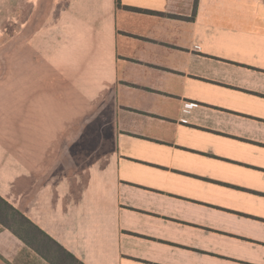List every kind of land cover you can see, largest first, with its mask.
I'll list each match as a JSON object with an SVG mask.
<instances>
[{
	"label": "crops",
	"instance_id": "crops-1",
	"mask_svg": "<svg viewBox=\"0 0 264 264\" xmlns=\"http://www.w3.org/2000/svg\"><path fill=\"white\" fill-rule=\"evenodd\" d=\"M32 5L0 197L83 264H264V0ZM0 264L49 263L0 225Z\"/></svg>",
	"mask_w": 264,
	"mask_h": 264
},
{
	"label": "rangeland",
	"instance_id": "rangeland-1",
	"mask_svg": "<svg viewBox=\"0 0 264 264\" xmlns=\"http://www.w3.org/2000/svg\"><path fill=\"white\" fill-rule=\"evenodd\" d=\"M0 0V79L16 77L18 44L33 36L31 43L40 42L43 6L32 5L34 0ZM23 19L28 21L23 27ZM25 61L29 62L28 55ZM31 61V60H30ZM63 166H60L62 168Z\"/></svg>",
	"mask_w": 264,
	"mask_h": 264
},
{
	"label": "trees",
	"instance_id": "trees-1",
	"mask_svg": "<svg viewBox=\"0 0 264 264\" xmlns=\"http://www.w3.org/2000/svg\"><path fill=\"white\" fill-rule=\"evenodd\" d=\"M0 225L49 264H83L1 197Z\"/></svg>",
	"mask_w": 264,
	"mask_h": 264
}]
</instances>
